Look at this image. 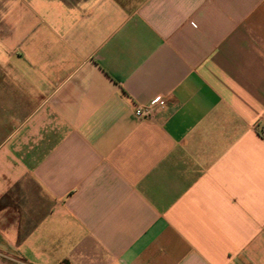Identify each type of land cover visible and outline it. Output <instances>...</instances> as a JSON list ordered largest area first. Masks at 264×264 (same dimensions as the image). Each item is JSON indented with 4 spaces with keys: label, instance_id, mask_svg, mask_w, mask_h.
<instances>
[{
    "label": "crops",
    "instance_id": "obj_1",
    "mask_svg": "<svg viewBox=\"0 0 264 264\" xmlns=\"http://www.w3.org/2000/svg\"><path fill=\"white\" fill-rule=\"evenodd\" d=\"M0 264H264V0H0Z\"/></svg>",
    "mask_w": 264,
    "mask_h": 264
},
{
    "label": "built area",
    "instance_id": "obj_2",
    "mask_svg": "<svg viewBox=\"0 0 264 264\" xmlns=\"http://www.w3.org/2000/svg\"><path fill=\"white\" fill-rule=\"evenodd\" d=\"M167 101L162 97H156L148 103L136 105L133 114L141 120H150L159 110L166 107Z\"/></svg>",
    "mask_w": 264,
    "mask_h": 264
}]
</instances>
